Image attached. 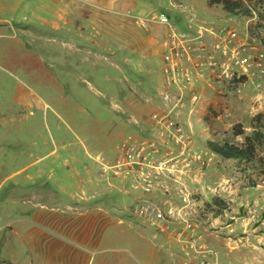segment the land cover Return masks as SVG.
I'll list each match as a JSON object with an SVG mask.
<instances>
[{"label":"rangeland","instance_id":"obj_1","mask_svg":"<svg viewBox=\"0 0 264 264\" xmlns=\"http://www.w3.org/2000/svg\"><path fill=\"white\" fill-rule=\"evenodd\" d=\"M81 1L0 0V185L32 161L29 153L58 149L62 154L69 143L82 154L86 146L95 159L104 157L113 164L121 142L148 127L164 87L166 28L153 24L149 31L142 30L135 16L154 19L164 13L185 26L187 18L197 14L203 21H216V27L234 24L242 36L252 39L246 80L240 88L214 77L216 82L208 78L197 82L200 100L181 115L192 131L193 146L203 151L209 167L189 172L185 179L199 200L192 208L200 225L201 248L211 251L219 264H264V162L226 160L207 145L208 140L240 145L253 134L256 116L263 115L264 124V48L250 32L256 19L219 22L221 11H205L209 0H137L139 8L131 15L105 10L101 0L85 5L86 13L81 14ZM238 124L245 135L235 136ZM259 154L260 160L263 153ZM248 174L256 179V188L247 187ZM63 177L58 174L54 179ZM15 180L3 185L2 196ZM114 180L125 187L121 179ZM46 187L53 196L1 206L0 257L9 264L30 261L33 254L26 252L27 241L39 245L42 253L50 242L59 241L94 259L104 248H118L130 264H182L181 257L170 254L191 252L174 239L171 247L149 224L133 216V200L124 191L107 193L100 205L112 216H123L126 224L111 226L102 246L74 241L43 220V216H72L68 207L74 206L52 182ZM215 197L228 204L223 214L207 206ZM149 248L156 250L153 255Z\"/></svg>","mask_w":264,"mask_h":264},{"label":"built area","instance_id":"obj_2","mask_svg":"<svg viewBox=\"0 0 264 264\" xmlns=\"http://www.w3.org/2000/svg\"><path fill=\"white\" fill-rule=\"evenodd\" d=\"M134 18L145 31L153 24L166 28L164 87L149 126L141 135L126 137L115 162L103 163V171L126 184L121 188L133 200L132 211L137 218L191 251L187 256L171 253L181 257L182 264H219L211 251L201 248L200 225L192 208L199 200L185 179L189 172L209 165L203 151L193 146L192 131L186 127L181 112L198 104L200 80L216 82L214 77L243 86L245 81L236 83L234 79L239 81L248 73L252 39L242 36L234 24L216 27L197 14L187 18L185 29L174 25L164 13L154 19Z\"/></svg>","mask_w":264,"mask_h":264},{"label":"crops","instance_id":"obj_3","mask_svg":"<svg viewBox=\"0 0 264 264\" xmlns=\"http://www.w3.org/2000/svg\"><path fill=\"white\" fill-rule=\"evenodd\" d=\"M81 2L83 4H81L79 12L82 14L86 13L85 5L92 4L95 0H82ZM101 4L100 7L105 10L122 14L132 13L131 10L136 11L139 8L137 0H101ZM213 8L221 11L220 19L217 21L224 22L228 18L230 20L235 19L228 16L220 7L211 8L209 3L205 11H213ZM181 9L183 12L186 11L185 8ZM74 22L77 28L78 22L75 19ZM205 22L215 26L214 23L216 21L209 20ZM55 27H59V25H55ZM113 66L119 69L117 64H113ZM123 92L121 94L124 103ZM134 127L139 131L136 122ZM36 143L37 141L34 142V144ZM69 144L68 146H63L64 151L62 154H60L58 149L46 154H42L43 152L39 151L29 153L28 157L32 158V161L25 164L20 170L14 172L9 177H6L5 183L0 185V211L3 204L16 205L20 201L30 203L32 199L37 197L53 196L51 189L49 190L46 187L48 183L52 182L55 187L71 198L74 206H69L68 209L72 216H65L63 218L43 216V220L52 224L54 223L61 232L65 233L64 236L74 241L78 240L84 245L92 247L102 246V243L105 242L104 236L108 229L116 223L124 225L126 224V220L123 219V216H112L109 211L101 207V201L107 193L121 192L123 190L121 186L113 182L115 180L111 179L110 173L103 171L102 164L110 163L109 160L106 161L107 159L100 156L95 159L90 152L91 150L85 145L83 149L84 154H82L74 150ZM66 146L67 149L65 148ZM58 174H62L64 177L54 179ZM18 177L20 179L15 180ZM12 180H15L16 184L5 196H2L3 185ZM17 192L21 194V197H18ZM2 197L4 198L3 202ZM132 215L135 216L134 213ZM0 216H2L1 212ZM6 216H9V214H6ZM138 234L143 239L148 240L142 232ZM33 235L34 233L31 234L32 237ZM42 235L45 236L44 233ZM157 238L159 237L157 236ZM164 240L172 247L171 240L165 237ZM26 244V252L33 254V257H31L27 264H130L122 255L124 251L118 248H104L101 250L99 258L96 257L94 259L93 255L83 250L70 249L69 246L59 241H56L54 244L50 242L51 245H46L43 253L39 245L33 247V243L29 241ZM148 251L149 255H153L156 250L149 248ZM21 252L23 253L24 250ZM170 256L174 258L172 254ZM0 264H9V261L0 257Z\"/></svg>","mask_w":264,"mask_h":264},{"label":"trees","instance_id":"obj_4","mask_svg":"<svg viewBox=\"0 0 264 264\" xmlns=\"http://www.w3.org/2000/svg\"><path fill=\"white\" fill-rule=\"evenodd\" d=\"M209 6L211 8H222L230 17L255 18L256 23L250 28L251 36L257 39L264 48V0H209ZM174 25L180 29H185L184 25L175 23ZM245 80L246 78L244 77L239 81L234 79V82L239 83ZM253 123V134L246 136L245 141L242 144L238 145L231 144L228 141L221 142L219 140H208V147L213 153L219 155L223 159L235 160L240 164L248 163L254 165L258 162H264L263 115L256 116ZM147 126H149V124ZM234 134L235 136H243L246 134L242 124H238L234 127ZM260 152L263 153V156L259 160ZM246 183L248 188H256L258 185L252 174L246 176ZM207 206L212 210L216 208L219 214H223L228 208V204L219 197L213 198L212 202L208 203Z\"/></svg>","mask_w":264,"mask_h":264}]
</instances>
